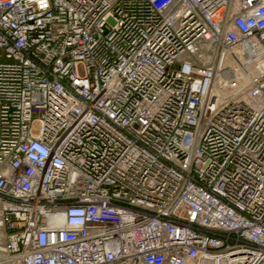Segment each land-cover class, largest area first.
<instances>
[{
    "label": "built area",
    "instance_id": "2783aa9c",
    "mask_svg": "<svg viewBox=\"0 0 264 264\" xmlns=\"http://www.w3.org/2000/svg\"><path fill=\"white\" fill-rule=\"evenodd\" d=\"M0 264H264V0H0Z\"/></svg>",
    "mask_w": 264,
    "mask_h": 264
},
{
    "label": "rangeland",
    "instance_id": "374dc122",
    "mask_svg": "<svg viewBox=\"0 0 264 264\" xmlns=\"http://www.w3.org/2000/svg\"><path fill=\"white\" fill-rule=\"evenodd\" d=\"M38 128H39V125L38 124H35L34 125V131L37 132L38 131Z\"/></svg>",
    "mask_w": 264,
    "mask_h": 264
}]
</instances>
